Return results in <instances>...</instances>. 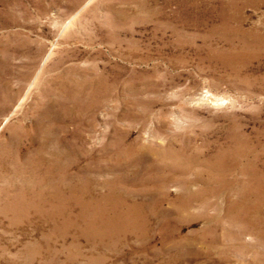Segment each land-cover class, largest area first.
Here are the masks:
<instances>
[{"label": "rangeland", "instance_id": "rangeland-1", "mask_svg": "<svg viewBox=\"0 0 264 264\" xmlns=\"http://www.w3.org/2000/svg\"><path fill=\"white\" fill-rule=\"evenodd\" d=\"M0 264H264V0H0Z\"/></svg>", "mask_w": 264, "mask_h": 264}]
</instances>
